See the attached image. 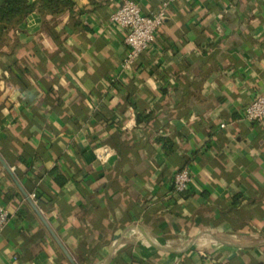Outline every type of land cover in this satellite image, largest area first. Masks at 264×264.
Returning <instances> with one entry per match:
<instances>
[{"label":"crops","instance_id":"0c3cea01","mask_svg":"<svg viewBox=\"0 0 264 264\" xmlns=\"http://www.w3.org/2000/svg\"><path fill=\"white\" fill-rule=\"evenodd\" d=\"M71 1L0 48V264H264V0H135L169 3L131 72L121 0Z\"/></svg>","mask_w":264,"mask_h":264},{"label":"built area","instance_id":"2783aa9c","mask_svg":"<svg viewBox=\"0 0 264 264\" xmlns=\"http://www.w3.org/2000/svg\"><path fill=\"white\" fill-rule=\"evenodd\" d=\"M168 3L164 2L154 13L146 15L135 0H121L111 14L110 21L125 33L126 52L120 64L122 72L133 71L140 55L152 46L166 18ZM242 118L250 123H264V89L253 95L250 104L242 111ZM221 128H224V125H221ZM108 156V150L104 149V153L98 156V159L103 160ZM192 176V171L187 167L175 172L172 177L173 192L175 194L186 192ZM28 197L31 200L35 196ZM10 219L7 210L0 204V236Z\"/></svg>","mask_w":264,"mask_h":264},{"label":"trees","instance_id":"16d2710c","mask_svg":"<svg viewBox=\"0 0 264 264\" xmlns=\"http://www.w3.org/2000/svg\"><path fill=\"white\" fill-rule=\"evenodd\" d=\"M73 7L71 0H39L34 4L29 0H0V48L12 47L11 33L18 30L31 13L37 11L58 17L65 11L71 12Z\"/></svg>","mask_w":264,"mask_h":264},{"label":"water","instance_id":"95a60500","mask_svg":"<svg viewBox=\"0 0 264 264\" xmlns=\"http://www.w3.org/2000/svg\"><path fill=\"white\" fill-rule=\"evenodd\" d=\"M5 170L12 176L9 168L2 163ZM16 185L18 186L20 192L22 193L23 197L25 198V200L34 208L35 212L38 213L37 209L34 207L33 202L29 199L28 195L22 190V188L19 186V184L15 181ZM51 235L53 236V238L55 239V241L57 242V244L59 245V247L63 250V252L65 253L66 257L69 259V261L72 262L70 256L67 254V252L65 251V249L63 248V246L61 245L60 241L57 239V237L54 235V233L49 229Z\"/></svg>","mask_w":264,"mask_h":264}]
</instances>
